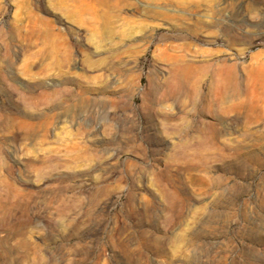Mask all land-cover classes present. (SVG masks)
<instances>
[{"label": "rangeland", "instance_id": "rangeland-1", "mask_svg": "<svg viewBox=\"0 0 264 264\" xmlns=\"http://www.w3.org/2000/svg\"><path fill=\"white\" fill-rule=\"evenodd\" d=\"M263 81L264 0H0V264H264Z\"/></svg>", "mask_w": 264, "mask_h": 264}, {"label": "bare ground", "instance_id": "bare-ground-1", "mask_svg": "<svg viewBox=\"0 0 264 264\" xmlns=\"http://www.w3.org/2000/svg\"><path fill=\"white\" fill-rule=\"evenodd\" d=\"M52 1H55L56 3H60V4H63V3H69V2H73V3H76V2H79V3H96V4H111V5H115V6H118L120 5L121 3H125L127 4L129 0H52ZM169 1V0H168ZM158 2V1H157ZM130 3V2H129ZM110 9V8H109ZM228 67L225 65V63H221V65H219V67ZM210 68V67H209ZM229 69H232V66H229L228 67ZM261 68V67H260ZM188 69V68H187ZM193 69V68H192ZM221 69V68H220ZM200 70V69H199ZM201 70H202V67H201ZM207 70V69H206ZM186 71V70H184ZM188 71V70H187ZM230 71V70H229ZM232 71V70H231ZM197 71H195L196 73ZM232 72H235V71H232ZM211 73V72H210ZM230 73V72H229ZM172 74V73H171ZM192 70H189L188 73L186 75H188V79L190 80V83H191V86L192 88L194 89L197 84H198V81L200 80V78H197L196 76L192 75ZM181 75V74H180ZM196 75V74H195ZM230 76V75H229ZM233 76V74H232ZM220 75L219 73H212L210 75V80H209V88L212 89V90H219V82H220ZM232 78V77H231ZM261 78V77H260ZM263 79V78H262ZM262 82V81H261ZM264 82V81H263ZM230 84V83H229ZM234 84V83H233ZM238 85V84H236ZM189 86V85H188ZM190 89V88H189ZM246 89V88H245ZM221 91V90H219ZM243 93V92H242ZM219 94H221V92H219ZM237 95V94H236ZM209 106V105H208ZM203 107V106H202ZM215 130V129H214ZM216 133V132H215Z\"/></svg>", "mask_w": 264, "mask_h": 264}]
</instances>
